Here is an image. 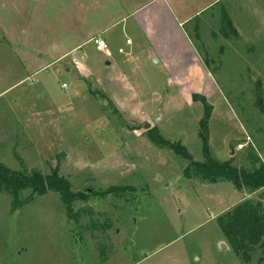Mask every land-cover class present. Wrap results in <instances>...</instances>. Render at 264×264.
Returning a JSON list of instances; mask_svg holds the SVG:
<instances>
[{
  "label": "rangeland",
  "instance_id": "obj_1",
  "mask_svg": "<svg viewBox=\"0 0 264 264\" xmlns=\"http://www.w3.org/2000/svg\"><path fill=\"white\" fill-rule=\"evenodd\" d=\"M151 1L0 0V164L57 172L83 196L69 210L57 192L0 183V264H243L221 246L218 218L246 199L264 203V188L186 178L189 161L174 146L196 161L207 150L248 171L264 164V0H166L191 16L184 30L209 70L172 80L154 59L120 62L146 43L136 18L161 15ZM100 35L111 58L96 47ZM85 38L65 59L38 54ZM171 47L160 48L180 61L170 75L184 76L192 56Z\"/></svg>",
  "mask_w": 264,
  "mask_h": 264
},
{
  "label": "trees",
  "instance_id": "obj_2",
  "mask_svg": "<svg viewBox=\"0 0 264 264\" xmlns=\"http://www.w3.org/2000/svg\"><path fill=\"white\" fill-rule=\"evenodd\" d=\"M201 100L204 106V115L200 119V124L206 128L212 114V106L205 97ZM155 137V135L152 136L153 139ZM159 139L161 143L169 144L162 137ZM174 147L189 161L183 169V175L186 178H199L205 183H217L221 180L229 181L238 192L246 194L264 188V164L254 171H248L235 166L232 160L222 161L213 158L207 150V158L202 162L194 160L181 144H175ZM0 183L13 188L15 194L25 188H33L39 195H44L49 191L57 192L61 195L69 210L76 200L83 199L81 193H75L71 190L69 180L63 178L57 172L47 176L31 173L23 175L10 172L7 167L0 164ZM218 223L222 229L225 242L243 264H252L251 261L255 253L262 254L258 264L264 262L263 202L255 203L246 199L219 217Z\"/></svg>",
  "mask_w": 264,
  "mask_h": 264
},
{
  "label": "crops",
  "instance_id": "obj_3",
  "mask_svg": "<svg viewBox=\"0 0 264 264\" xmlns=\"http://www.w3.org/2000/svg\"><path fill=\"white\" fill-rule=\"evenodd\" d=\"M152 1L149 2L148 7L154 5L159 10V11L157 10L154 11L157 14H161V15L157 16L156 14L151 12L150 13L151 21H146L144 17L143 20L140 17L136 18V27H138L140 30L143 31L142 34L146 38L145 39L146 43H140L138 45L139 48H134V49L130 48L127 54L128 55L127 58L125 60L122 59V61L120 60L119 61L122 63L127 61L129 57L134 58L136 56V61L142 59V61L147 65L149 62H152V60L154 59L156 65H158V69L156 71L163 70L165 73H167L166 75L168 80L192 79V78L203 79L205 75H209V70L206 68V64H204L202 57L199 54L195 53L194 51H191L193 48L188 38L189 35L184 30V24L190 19L191 16L183 13V11L180 9H175L173 6H171V4L169 5L168 1L166 0H156L153 2ZM157 2H161V4H157ZM213 3L214 2H211L209 5H212ZM137 11L138 9L136 10V15L138 13ZM92 37L93 36H91L89 39H92ZM89 39L87 38L82 39L80 42L75 43L71 47L67 48L58 56H50L51 52L49 49L39 51L38 54L41 55L43 53L45 56L47 55L48 58L52 57L51 59L57 57L55 58L56 60L65 59L66 57H68L69 53L77 52L78 50H80L82 45L88 42ZM127 39L132 40L131 45L134 44V40L132 38L127 37ZM167 45L172 46L170 50L175 49L174 51L178 53V58L187 55L192 56L190 61L191 64L187 68L184 76H177L172 78V76L170 75L171 73H173V70H176L177 68L181 70V65H177L180 63V61H178L177 58L173 59L175 55H166L160 49L162 48L164 52H166ZM48 52H50V54ZM83 59L84 58L82 56L75 55L72 60L78 63V65L79 64L83 65L82 62ZM52 62L53 61L50 62L46 61L43 64H49ZM110 62L112 63V61L110 60L107 61V64H110ZM120 62H118L115 65L119 67L118 64Z\"/></svg>",
  "mask_w": 264,
  "mask_h": 264
},
{
  "label": "built area",
  "instance_id": "obj_4",
  "mask_svg": "<svg viewBox=\"0 0 264 264\" xmlns=\"http://www.w3.org/2000/svg\"><path fill=\"white\" fill-rule=\"evenodd\" d=\"M95 44H96V47L99 51H101L104 55H106L108 58H111L113 56L111 50L109 49V46H108V42L107 40L103 37V36H97L95 39ZM126 44L128 45H131L132 44V40L131 39H127L126 40ZM119 52L120 53H126L125 52V49L123 47H120L119 48ZM65 86V84H64ZM244 145H239V148H243Z\"/></svg>",
  "mask_w": 264,
  "mask_h": 264
},
{
  "label": "water",
  "instance_id": "obj_5",
  "mask_svg": "<svg viewBox=\"0 0 264 264\" xmlns=\"http://www.w3.org/2000/svg\"><path fill=\"white\" fill-rule=\"evenodd\" d=\"M162 118H163V115H162V113H160V116H159V118H158V120H157V123L160 122V121L162 120ZM143 127H144V128H150V127H151V123H149V122H147V121H144V122H143ZM231 153H233V150H231ZM221 246H222L223 248H227L228 244H227L225 241H223V242L221 243Z\"/></svg>",
  "mask_w": 264,
  "mask_h": 264
}]
</instances>
